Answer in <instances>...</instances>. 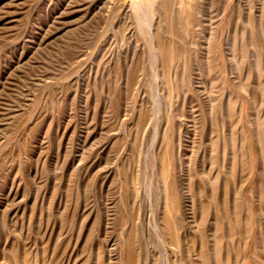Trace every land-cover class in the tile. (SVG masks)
<instances>
[{
  "label": "rangeland",
  "instance_id": "1",
  "mask_svg": "<svg viewBox=\"0 0 264 264\" xmlns=\"http://www.w3.org/2000/svg\"><path fill=\"white\" fill-rule=\"evenodd\" d=\"M0 264H264V0H0Z\"/></svg>",
  "mask_w": 264,
  "mask_h": 264
}]
</instances>
